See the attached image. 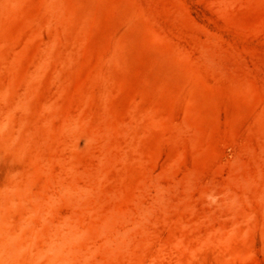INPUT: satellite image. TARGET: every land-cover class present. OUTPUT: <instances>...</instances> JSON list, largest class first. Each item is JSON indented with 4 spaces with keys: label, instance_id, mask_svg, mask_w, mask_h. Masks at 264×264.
I'll return each mask as SVG.
<instances>
[{
    "label": "rangeland",
    "instance_id": "374dc122",
    "mask_svg": "<svg viewBox=\"0 0 264 264\" xmlns=\"http://www.w3.org/2000/svg\"><path fill=\"white\" fill-rule=\"evenodd\" d=\"M0 264H264V0H0Z\"/></svg>",
    "mask_w": 264,
    "mask_h": 264
}]
</instances>
